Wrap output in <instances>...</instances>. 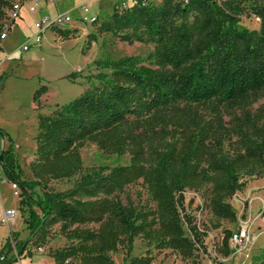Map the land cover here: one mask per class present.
I'll return each mask as SVG.
<instances>
[{"label":"trees","instance_id":"trees-1","mask_svg":"<svg viewBox=\"0 0 264 264\" xmlns=\"http://www.w3.org/2000/svg\"><path fill=\"white\" fill-rule=\"evenodd\" d=\"M259 1L162 0L154 5L132 0L122 12L116 6L100 33L129 44L153 43L154 51L146 58L98 63L107 72L96 77L98 88L39 118L34 180L25 179L8 138L0 165L21 191L30 235L42 246V235L61 225L73 243L49 254L54 264H114L111 253L123 246L129 256L137 237L191 260L204 243L188 218L191 235L185 234L183 192L208 184L213 215L235 221L227 199L243 188L241 174L264 172V105L251 110L264 96V4ZM248 3L260 20L259 31L239 26ZM11 6L10 0H0V31ZM58 32L67 36L71 29ZM210 104V117L197 110ZM7 136L0 128V137ZM86 142L112 155L128 153L129 165L84 174L79 148ZM226 143L234 147L232 157L224 151ZM78 176L70 191L49 189L52 181ZM140 179L155 211H137L113 199ZM88 225L99 228H84ZM14 240L11 235L1 249V264L14 262ZM26 244L16 242L17 255ZM151 263L149 257L130 261Z\"/></svg>","mask_w":264,"mask_h":264},{"label":"rangeland","instance_id":"rangeland-1","mask_svg":"<svg viewBox=\"0 0 264 264\" xmlns=\"http://www.w3.org/2000/svg\"><path fill=\"white\" fill-rule=\"evenodd\" d=\"M11 8L6 9V17L1 27L10 20L16 6L20 10V18L15 20L8 39L4 42V51L0 54V128L7 133V138L0 137V153L9 148L12 141L14 151L23 170L25 179L34 180L31 164L35 161L37 150L38 123L41 116H49L59 107L67 105L87 92L99 87L96 77L102 71L101 64L124 57L146 58L155 49V44H129L112 35L100 33L99 26L113 13L121 0L91 1L88 8L97 16L98 23H76L68 28L67 36L60 35L58 29L49 31L43 41L33 46L28 52L20 53L18 49L33 34L34 24L45 15L55 11H66L73 3L84 0H59L56 9L49 6L45 11L31 13L29 7L32 0H10ZM129 5L132 0H125ZM151 4H159L162 0H147ZM219 2V0H217ZM264 4V0L259 1ZM42 5H49L39 3ZM253 5L245 4L238 16L239 26L249 31L260 30V20L252 12ZM77 21L82 13L79 10L71 13ZM66 28V27H65ZM61 28V29H65ZM38 92L40 94L37 98ZM254 101V98L251 99ZM213 105L199 107L197 110L211 116ZM264 105V96L260 95L253 103L251 110L256 112ZM183 106V105H182ZM225 124L229 118H224ZM236 141V140H234ZM232 145L225 144L224 151L228 157L233 156ZM79 152L83 162V173L93 169H113L127 166L130 162L128 153L123 156L112 155L101 151L95 143L86 142ZM80 176L70 180L52 181L49 189L54 193L72 190ZM243 188L233 197L227 199L235 213V221L217 218L210 210L212 186H203L199 190L183 192V206L180 207L181 219L186 235H191L188 219L203 240L191 260H184L171 249H160L155 244L149 245L143 238L133 241L131 254L120 246L118 251L111 253L114 264H130L132 259L149 257L151 264H264V172L248 175L241 174ZM12 182L0 165V219L7 210L16 211L14 221L5 226L0 224V251L7 244L10 236L17 241L27 242L22 255L14 254L12 264H54L49 254L62 250L73 243L63 234L61 225H56L45 232L42 246L36 243L27 230L24 222L26 207L23 197L15 198ZM122 205L137 211H155L156 204L151 199L148 186L143 179L126 187L113 198ZM188 218V219H187ZM242 227H247L249 241L242 248L231 243L233 235ZM72 227L71 229H74ZM86 229L97 230L99 225H88ZM14 234L17 237H14ZM40 237V236H39ZM11 242V243H12ZM40 243V242H39ZM200 246V245H199ZM15 247V246H14ZM42 250V252H40Z\"/></svg>","mask_w":264,"mask_h":264},{"label":"built area","instance_id":"built-area-1","mask_svg":"<svg viewBox=\"0 0 264 264\" xmlns=\"http://www.w3.org/2000/svg\"><path fill=\"white\" fill-rule=\"evenodd\" d=\"M33 4L29 7V11L31 13H37L39 8V3L43 4H49V5H56L59 0H32ZM91 1L101 2V0H89L84 3H80L78 6L74 7L73 9L67 10V11H57L55 15L53 16H42L40 17L37 22L34 24V33L31 34L29 37L26 38V40L23 42V44L18 49V52L20 53H26L28 52L33 46L39 45L45 35L54 29H61L65 27H69L76 23L86 24V23H95L97 21V16L91 14L88 3ZM134 1V0H133ZM135 1H142L145 2L146 0H135ZM118 9L119 11H125L128 10L130 5L125 0H121L118 3ZM79 10L82 13V16L79 20L74 21L72 19L71 13L73 11ZM20 18V10L19 7L16 6L13 10V14L10 17V20L5 23L2 27V30L0 31V54L3 52V44L8 39L9 33L13 28V23L15 20ZM12 189L15 198L20 197V191L18 190L17 184H12ZM263 194H264V188H263ZM17 213L13 210H7L3 213L0 224L2 225H9L10 222L14 221L16 218ZM249 241V235L247 227H242L239 229L232 237L231 243L235 247L242 248L245 244V242ZM11 246L14 248V243H11ZM4 260V256L0 252V264Z\"/></svg>","mask_w":264,"mask_h":264},{"label":"crops","instance_id":"crops-1","mask_svg":"<svg viewBox=\"0 0 264 264\" xmlns=\"http://www.w3.org/2000/svg\"><path fill=\"white\" fill-rule=\"evenodd\" d=\"M87 1H89V0H84V1H82V2H80V3H84V2H87ZM80 3H73L74 5H73V7L72 8H70V9H73L74 7H76V6H78ZM49 6H51V7H54L55 9H56V6H57V4L56 5H42V9L40 8V10L39 11H41V12H43V11H45ZM70 9H68V10H70ZM67 11V10H66ZM56 12H57V10L55 11V13L54 14H52V15H48V16H53V15H55L56 14ZM46 16V15H45ZM3 51H4V49H3ZM15 246V245H14ZM12 249H13V252H15L14 254H17L16 253V250H15V247L13 248L12 247ZM40 252H42V250H40Z\"/></svg>","mask_w":264,"mask_h":264}]
</instances>
